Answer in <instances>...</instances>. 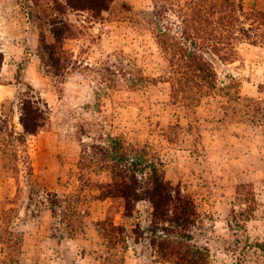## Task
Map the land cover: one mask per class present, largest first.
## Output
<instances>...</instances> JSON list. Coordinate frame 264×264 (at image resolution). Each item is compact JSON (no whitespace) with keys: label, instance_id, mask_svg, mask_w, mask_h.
Wrapping results in <instances>:
<instances>
[{"label":"rangeland","instance_id":"374dc122","mask_svg":"<svg viewBox=\"0 0 264 264\" xmlns=\"http://www.w3.org/2000/svg\"><path fill=\"white\" fill-rule=\"evenodd\" d=\"M156 1L175 31L170 9L190 0H113L100 15L66 0H0V264H171L158 261L146 235L136 239L121 201L98 199L104 173L80 178L82 150L109 137L148 146L166 179L194 200L193 244L212 264H264V45L244 44L237 61H215L220 86L235 79L240 101L217 97L212 107L188 110L169 83L138 86L141 76L158 79L168 66L152 33ZM243 6L264 12V0ZM52 21L66 25L58 52L66 68L58 76L41 59L48 61L44 46L55 44ZM25 94L46 103L49 120L25 137L16 158L9 133L23 132ZM51 193L74 196L81 216L73 233L49 211ZM138 210L146 228L149 207ZM109 215L128 230L119 246L96 232Z\"/></svg>","mask_w":264,"mask_h":264},{"label":"trees","instance_id":"16d2710c","mask_svg":"<svg viewBox=\"0 0 264 264\" xmlns=\"http://www.w3.org/2000/svg\"><path fill=\"white\" fill-rule=\"evenodd\" d=\"M66 2L74 10H89L100 15L108 10L113 0ZM154 6V11L150 13L152 33L168 66L158 79L141 76L137 80L138 86L147 88L151 82L169 83L172 97L188 110L199 108L203 103L212 107L211 101L217 97L240 101V85L235 79L229 85L222 83L223 86H220L215 61H237L244 44L264 45V12L247 13L243 0H190L175 10L170 9L178 21L173 31V26L166 23L169 20L166 15L168 10H164L166 7L157 5V1ZM63 23L52 21L51 33L55 44L44 46L48 61L41 56L44 65L55 76L66 68L58 54L63 49L62 37L66 29ZM2 64L3 53L0 49V71ZM226 106L221 103L222 109ZM48 120L46 103L25 94L19 104V123L23 132L19 136H14L12 131L9 133L14 139L10 147L16 158L20 157L19 147L25 143V137L36 135ZM0 123H4L1 117ZM3 129L0 124V134L5 132ZM147 147L130 145L117 137L88 145L82 150L78 163L82 172L80 178L85 182L90 180L91 174L97 177L105 174L106 180L97 185L100 192L98 199L122 202L123 219L134 222L131 232L137 240L147 236L159 262L212 264L208 251L193 244L198 218L194 200L180 186H174L166 179L163 163ZM46 203L49 211L59 216L61 223L73 233L81 216L75 207L74 196L51 193ZM141 203L149 207L146 228L137 221L141 215L138 210ZM96 226L99 236L110 244L119 246L127 240L126 226L117 225L112 215L98 221ZM258 247L264 252V243L258 244Z\"/></svg>","mask_w":264,"mask_h":264}]
</instances>
